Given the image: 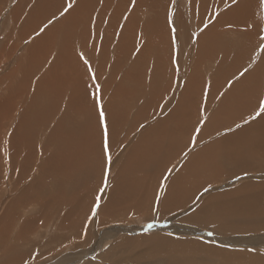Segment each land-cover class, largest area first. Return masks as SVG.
Wrapping results in <instances>:
<instances>
[{
  "label": "bare ground",
  "instance_id": "obj_1",
  "mask_svg": "<svg viewBox=\"0 0 264 264\" xmlns=\"http://www.w3.org/2000/svg\"><path fill=\"white\" fill-rule=\"evenodd\" d=\"M7 1L0 0V3L4 2L5 4ZM23 1L18 2L10 15L14 21L22 19L26 13L22 6ZM142 1L109 0L110 17L101 15L93 19L88 9V6L96 4L92 0H75L73 9L64 16H60V12L69 0H49L51 14L43 15L46 9V5H44L42 11L34 13L33 18L36 23L29 21L26 25L28 34L32 36L49 20H56L45 29L43 34L32 38L29 49L25 46L20 51L23 54L20 55L21 57L12 72L13 75L16 74V77L5 88L0 89V138L3 130V141L1 142L0 139V152L6 150V155L8 151L9 154L13 152L14 158L16 156L13 164L11 162L6 164V168L10 170L9 174L5 170L3 171L4 166L0 168V186L2 181L3 183L6 181V192L1 191L3 186L0 190V197L3 195V201L6 200L4 203L2 201L0 206V212L3 211L0 216V251L3 250L5 254V258L1 259L2 264H27L29 258L36 253L33 250L39 247V244L44 243L35 242L31 246L32 249L28 247V244L31 243L29 234L32 232L30 230L35 229L38 218L42 222H46L43 226H46L47 229H49L47 227V220H49V223H55L53 229L61 230L62 233H55L47 241L55 244L59 239L63 240L67 234L75 232L77 230L76 218L82 212L86 213L88 209H92L98 201L103 202L100 207V218L107 217V221L117 219L118 214L123 218L130 214L150 211V208L154 207H150L152 200L157 197L160 188L158 173L161 169H165L164 166H161V159L170 161L181 151L178 156L180 157L190 146L196 127L185 115L186 102L182 100L172 109H170L171 104L168 106L171 101L167 102L175 81L171 56H169V61H165L163 64L158 59L154 70L151 73L147 72L146 57L153 53L159 55L162 52L144 41L143 50L134 59L135 41L138 36L144 33L145 22H148V25L157 31L168 29L171 1ZM252 1L239 0L234 6L229 3L231 8L226 15L223 18L220 17L207 29L204 35L202 34L198 38L199 49L196 55L195 72H198L201 62L211 63L207 60L214 59V56H209L215 51H221L224 56L231 52L227 46H221L220 49L215 50L216 47H212L210 40L212 36L215 37L214 33L217 34V29L219 30L221 26L223 29L228 24L232 27L231 23L237 25L233 26L235 29L248 28L244 34L249 38L250 45L246 42L249 45L247 49L238 47L235 49L232 59L233 66L225 76H233L236 71L251 62L255 57V49L259 45L254 44V39H257V34H259V32L257 33L258 27H251L253 23L257 22V17L247 12ZM26 2L35 4L36 0H26ZM253 2L259 5L258 0ZM186 3V8L182 7V9H186L190 13L185 16V13L181 12L179 19L181 24L187 28L186 30L191 31V34L198 33L199 28L203 25L202 21L205 20L204 16L207 12L205 5L200 6L199 16L201 17L197 18L192 14V11L195 10L190 8L191 4L187 1ZM103 16H106L105 24L99 22ZM196 18L195 25L197 26L195 27ZM232 18L244 22L240 23L237 20L238 22L234 23L236 21H231ZM36 25L38 31L32 34ZM112 27H114V35L118 28H122L119 33L120 38L128 40L127 47L116 44L111 48L114 53L110 67L113 80L116 79L121 65L129 63L132 65L126 72L121 85L101 88L102 101L111 97L108 104L106 101L103 102L110 128L113 129L114 141L111 143L110 153L115 156L112 149L116 146L119 138L125 135L121 139L123 142L126 141L122 154L127 156L126 161L120 165V169L114 175L109 192L104 194V192L100 193L99 189L104 186V168L107 165L106 157L101 155L98 106L91 96V92L95 89L88 76L83 71L77 70L79 66L77 51L85 44L88 46L93 43L97 46L105 42ZM105 29H107L106 33ZM93 30L97 34H102L103 39L93 38ZM4 33L2 32V34ZM15 37L19 38L18 35ZM224 37L223 34L220 39ZM11 41L7 42L8 49L11 48L9 56L17 45L24 43L11 45ZM13 53L15 54V51ZM258 63L255 69L249 71L245 76L246 86L251 88L254 93L248 94L249 103L262 89L261 76L264 73V59L260 58ZM9 76L11 77L10 74ZM7 77L6 75L0 79V87L6 83ZM141 80L154 83L155 88L146 89V85L142 84ZM132 82L135 83V86L129 88L127 85ZM191 87H195V85L191 84ZM31 89H33V93L28 104H25L26 109H22V113L17 112L20 104L18 98ZM183 97L185 98L184 95ZM163 99H166L165 102ZM166 102L167 106H165ZM239 104L240 99H233L231 108H236ZM219 105L220 103L216 104L217 109ZM161 110H164L167 115L163 114L160 118L154 119ZM229 117L230 115H227L226 111L218 112L215 115V121L208 129L223 131L220 135L223 140L217 143L212 140L214 142L198 151L197 156L190 153L189 164H185L183 167L179 165L182 168L170 180L166 189L164 188V200L159 214L165 215L176 211L178 214H184L186 211L192 210L186 213L177 224L176 229L180 235L168 236L166 233L164 235L156 233L149 236L150 233H148L138 238L127 237L118 244L117 248L129 245L131 250L137 243L149 250L140 253L141 255L136 258H131L133 261L127 262V264H139V260L150 256L162 257L165 262L161 261L159 264H264V250L254 247L264 240V235L241 237V234H252L264 230V181L260 178V181L246 182L243 180L246 183L235 188L236 181H231V178L240 174L258 173L263 169L259 163L264 161V117H258L248 126L227 133L228 129L226 131L223 129L230 128L224 126ZM239 119L240 117L236 118L235 122ZM235 122H232L231 125ZM134 132L135 134H133ZM201 133L198 137L200 141L210 137L206 132L201 131ZM131 135L133 136L129 138ZM185 141L186 144L183 145ZM226 144L230 146V162L232 159L236 161V167L231 171L221 161L225 159ZM25 145L28 146L25 147ZM23 149L24 151L27 149V152L30 151L27 161L32 159L33 171H30L27 176H20V174L17 176L18 171L12 170L11 167L17 169L15 168L16 163H19L23 158ZM38 150L41 151L40 157ZM221 151L222 157L219 159ZM1 155L0 153V159ZM36 161H41V166L39 164L40 167H35L34 170ZM117 164L116 161L111 165L107 177L110 173L113 175L116 172ZM5 173L6 176H4ZM30 174L35 175L28 180ZM222 182L228 184L224 185ZM213 183L219 186L208 189L205 192L206 197L199 194L202 189L205 190V187ZM15 193L18 196L13 198L12 195ZM36 193L40 196L36 202H33L31 195ZM97 196L100 197L98 201ZM29 201L34 203L29 205L32 209L27 205L22 206L30 204ZM186 206L188 210L182 211ZM30 212H39V216L31 215ZM72 214H74V218ZM102 221L106 222L105 219ZM74 224L75 226H70ZM154 225L157 224L154 223ZM200 228H208L213 232L209 237L210 241L190 235L191 233L199 234ZM13 229L16 231L13 232ZM64 230H68V233L63 232ZM42 231L43 229L38 235H42L44 233ZM83 231L85 233V227ZM202 232L204 231L202 230ZM59 251L55 248L52 252L55 254ZM109 254L103 255V259L107 258ZM42 255L43 251L41 250V253H37L35 256L40 259ZM88 264L96 263L88 262Z\"/></svg>",
  "mask_w": 264,
  "mask_h": 264
},
{
  "label": "rangeland",
  "instance_id": "obj_2",
  "mask_svg": "<svg viewBox=\"0 0 264 264\" xmlns=\"http://www.w3.org/2000/svg\"><path fill=\"white\" fill-rule=\"evenodd\" d=\"M19 1L20 0H8L5 4L4 2L0 3V10L2 12V13L0 12L1 14L0 15V53H1L0 54V79H3L6 75L8 76L5 80L6 83L2 85L0 89L5 88V86L8 83H11V80L16 77V74L13 75L12 72L14 71L16 67L15 65H17L18 60L21 57L20 55L23 54L20 51H22L25 48V46L27 49H29V47L31 46L30 44H31L32 38H34L36 35L39 36L45 32V30L43 32H41L40 30L38 31V27L36 25V28L34 29L32 34L35 33L36 31L38 32L32 36L28 34V31L26 28V25L28 24V22L31 21V22L36 23V20L33 18L34 13H36L37 11H42L44 8V5H46V9L43 15L49 16L51 14L49 0H36L35 4H32V3L28 4L26 0H24L22 3V6L25 9L26 13H24L23 18L21 17L22 19H19L18 21H14L13 17L10 15L12 11L15 10ZM92 1L95 2L96 4L94 6L93 5L88 6V9L90 10L91 17L93 19L101 15H107L108 17H110L111 10L109 9V6H110L109 0H92ZM170 1H171V6H170L171 10H170V16H169L170 24L168 25V29L166 28L165 30L157 31L154 28L150 27V25H148V22H145L146 29L144 30V33L138 36V39L135 41L136 49L134 52V59H136V57L143 50L144 41L150 43L153 47L159 49L162 52L159 55L153 53L149 55L148 57H146L145 65H146L147 72L151 73L154 70L155 64L158 59L161 61V64H163L165 61H169V56H171V64L173 65L174 72H175V75H174L175 81H174L173 90L171 91L170 96H169L170 98L167 101V102L171 101L169 102L168 106H170L171 104L170 109H172L175 107L176 104L177 105L178 103L180 104L182 100L186 102L187 106L185 108V111H186L185 115L189 119L190 123L194 127L199 126L201 128V131L206 132L208 135H210L212 139L208 137L200 141L198 140V137L200 134H202L201 131L198 134L194 131L195 134L193 135V137H195V144L193 145L191 143L187 151H185L182 156L178 157L181 154V151H179L176 157L170 161H168V159H161L162 164H165V165L161 164V166L162 167L164 166L165 169L164 170L161 169V171H159L158 173V176H160V179H159L160 181L158 179L157 181H159L160 188L158 190L157 197L154 200H152V204L150 205V207L152 206L154 207L150 208V211L148 212L144 211V212H139L135 214H130L123 218L119 217V214H118V218L114 220L109 219L107 221L106 219L107 217L103 218L106 221L104 222L102 221L103 219L100 218V207L102 206L103 202L98 201L93 205L94 209L92 207V209H88L86 213L85 211L82 212L78 216V218H76L75 224H76L77 230H75V232L72 231L71 232L72 234H67V236L64 238L65 240L59 239L57 242H55V244H52L47 241L50 240L51 237L55 233H62L61 230L53 229L55 228V223L54 222L49 223V220H47V227H49V229H47L46 226H43L46 222H42L38 218V221H36L37 223L35 224L36 230L35 229L30 230V232H32L29 234L31 243L28 244L29 245L28 247L29 249H32L31 246L35 242H44V243L39 244V247H42V246H45V247L44 248L42 247L41 249H39V247H36L35 248L36 250L35 249L33 250L36 253L33 254V257L31 256L29 258V261L27 262V264H61V263L62 264H88V262H95L96 264H127V262L129 263L133 261L131 258H136L138 255H141L140 253L149 251L148 249H145L144 247L139 246L137 243L135 244L133 249L131 248V250H130V247H128L129 245H126L125 247L117 248L118 244L122 242L124 239H126L127 237H133V238L137 237L138 238L141 235L148 234V233H150L149 236L156 234V233H160L163 235L164 233H166L168 236L180 235L179 231L177 232V229H176L178 226L177 224L180 220L184 218V215L186 213H188L189 211L191 212L192 210L186 211L188 210V207L186 206L182 210V211H186L184 214H178L177 211L173 213L169 212V213H166L165 215H163V213L159 214V210L162 208V205H163V200H164L163 195H164V192L166 189L165 187L167 186V184L174 177V175H176L177 171L183 167V165L189 164V161L191 159L190 153H194L197 156V154L199 153L198 151L209 146L210 143L214 141L215 143H217L223 140V138L220 137L223 131H218L217 129H208L211 126V124L214 123L215 115L218 112L226 111V114L230 115L228 121L226 122V125H224L225 127L228 126L230 128L223 129L225 131L228 129L227 133L235 132L240 127L243 128L245 126H248L250 123L258 119L257 117L255 120H252L249 123H244V120L247 119L250 114H252L250 112H252L253 109L256 107L257 97L264 94V73L261 76L262 89H260L258 93L255 94V97L251 99L250 103L248 102L247 96L248 94L253 93V92L251 88L246 86L245 76L247 75V73L243 77L240 76V73L243 72L245 68H249V71L251 72V70L255 69V66L260 61V58L264 59V52H261L259 48V45L262 42H264V0H258L259 5L254 3L253 1L255 0H253L249 4V8L247 11L248 13H252L253 15L257 17V22L251 25V27H258L257 33L259 32V34H257V39H254L255 40L254 44L256 45L259 44L257 45L255 52H254L255 57H253V59L251 60L249 64L244 65L242 69H240L239 71H236L231 77H226L225 74L233 66L232 59H233L235 49L237 47L239 49H243V48L247 49V47H249L250 45V40H248L249 38H247V36L244 34V31H248V28H245L243 26L244 29H241L240 27H239L240 29L239 28L235 29L233 26H235L236 24L233 25V23H231L232 27L228 26L229 25L228 24V25H225L227 27H224L223 29H221L223 27L221 26L219 30L217 29L216 31L217 34L214 33L215 37L212 36L210 39L212 41V47H216L215 50L220 49L221 46H227L229 47L231 52L227 56H224V54L221 51L216 52L214 50L215 51L214 54H211V56H209V57L214 56V59L212 61L207 60L211 63L206 64V63L201 62L200 65L198 66V72H195L194 69L197 65L196 55L199 49L198 38L202 34L204 35L207 32V29H209L213 25V23H215L220 17L223 18L226 15L228 10L231 8L230 4L234 6L239 2V0H236V3H233V0H182V1L181 0H170ZM186 1L191 4L190 8H193L195 10V11H192V14H194L197 18L201 17L199 16L200 6L202 4L205 5V9L207 12L205 13V16H204L205 20L202 21L203 25L199 28L198 33L191 34L190 33L191 31L189 30L187 31L186 30L187 28L183 24H181V21L179 19V14L181 12H184L185 16L190 13V11L186 9H182V7L186 8V5H187ZM142 3L146 5L143 1ZM57 11L55 12L57 13ZM194 15H191V17H194ZM105 17L106 16H103L102 20H100L99 22H103L105 24ZM197 18H196V21L194 22L195 27L197 26L195 25V23H197ZM233 20L236 21L234 23H237L238 21L240 23L244 22L242 20L232 18L231 21ZM51 21H52L51 24L56 22V20L54 19H51ZM180 25H182L183 27H181ZM205 25H207V27H205ZM7 26L8 28H5ZM43 27L44 26H42L41 28ZM174 27L176 29L175 33H173L172 31ZM113 28L114 27L110 29V33L108 34L105 42H102L101 44L97 46L93 45V43L92 44L90 43L88 46L85 44L82 47H80L77 51V58H78V64H79L77 70L83 71L88 76L89 81L94 89H95L94 86L97 83L100 85L101 88H103L104 86H113L116 84L121 85L126 72L129 70V68L132 65V63L121 65L119 67L116 79L113 80L110 67L112 65L111 63L113 60L114 53L112 52L111 48L116 44H121L123 47H127L128 45L127 39L120 38L119 33L122 31V28H118L116 30L115 32L116 35H114ZM106 30L107 29L104 30L105 33H106ZM2 32H5V33L2 34ZM223 34L225 37L220 39V36ZM17 35L19 36V38L15 37ZM93 38H98L99 40H102L103 35L97 34L96 31L93 30ZM233 38H235L236 40ZM9 41L12 42L11 45H15L18 43L20 44L22 42L24 43L17 45L16 49L13 50V52L15 51V54L12 52L13 55L11 53L9 56L8 53H10L9 50L11 49V48L8 49L7 47V42ZM246 42L249 45L246 44ZM2 49H4V51H2ZM81 53H83V58H81V55H80ZM106 58H107V61H106ZM85 59L91 65V72L88 70V66L84 62ZM6 61L7 63H5ZM9 62L12 64H10ZM186 66H187V69H186ZM8 70H10L9 71L10 73L7 72ZM256 70H259V69H256ZM92 72L95 73V76H96L95 80L91 78ZM9 74L11 75V77L9 76ZM141 82L142 84L146 85V89L155 88L154 83L144 82L142 80ZM191 84H194L195 87H191ZM127 86L129 88H133L135 86V83L132 82ZM211 91L215 95H212ZM237 92H239V94H237ZM32 93H33V89H31L28 93L18 98V103L20 104L18 105L17 112L22 113L23 112L22 109L23 110L26 109L27 106L25 104H28L29 98L31 97ZM183 95L185 96V98L183 97ZM100 96H101V92H100ZM110 98H107L103 100L102 102L106 101L108 104ZM233 99H240V104L236 108H231L233 107L232 106ZM165 100L166 99H163V102H165ZM167 102L165 103V106H167L168 104ZM218 103H220V105H219V108L217 109L218 106H216V104ZM178 107H181V106H178ZM236 110H239L240 112H237ZM163 114L167 115V113L164 110H161L160 113H157L155 115L154 119L160 118L161 115ZM205 117L207 119L202 125H200L199 121L203 120ZM239 117L240 119L237 120V122H235V119ZM232 122H235V123L231 125ZM237 124L241 126L238 128L236 127ZM133 134H135V132ZM1 136L2 137L0 139L2 142L3 141V130L1 132ZM124 136L125 135H122L119 138L116 146L114 147V149H112V152L115 154V156L111 155L112 156L111 165L117 161L118 166L116 167V172L113 175H111L110 173L109 177H107L108 183H107V187L104 189L106 190L104 191V194H106L107 191L109 192V189L111 187V182L114 178V175L120 169L121 167L120 165H123L122 163L125 162L127 159V156L126 155L123 156L122 154L123 146L126 144V141L123 142L121 140L123 139L122 137ZM132 136L133 135H131L129 138H131ZM121 141L123 144L121 143ZM185 144H186V141L183 143V145ZM27 146L28 145H25V147ZM5 148L7 147L5 146ZM225 149H226L225 159H222L221 161H223L226 164L229 171L234 170L236 167V161L232 159L230 162V157H231L230 146L226 144ZM5 151L6 150H4V152L2 151L3 153L0 152L2 154L1 159H0V168L4 166L3 171L5 170V172L9 174L10 170L6 168V164H9V162L13 164L16 160V156L14 158L13 152H10L9 154L8 151L6 155ZM29 152H27V149H25V151L23 149L22 151L23 158H21V161H20L22 163L20 162L16 163L15 168L17 169H14V167H11L12 170L18 171L16 173L17 176L18 174H20V176L22 175L27 176L30 171H33L32 170L33 167H31L32 159L31 160L29 159L27 161V159L30 157ZM35 152L37 151L35 150ZM40 152L41 151L38 150L39 157H40ZM17 153H14V154L16 155ZM185 153H187V155H184ZM118 157H120V159H118ZM220 157H222V151L221 153H219V159ZM40 162L41 161L34 164L35 165L34 170L36 169L35 167L39 168L41 166ZM173 164L174 165L176 164L177 166L175 165L174 167ZM172 165L174 168L171 167ZM179 165H181L182 167ZM259 166H261V168L263 169L260 170L258 173L240 174L238 176L231 178V181L233 182L236 181V183L234 184V188L242 185L243 183L250 182L252 180L260 181L259 178L262 179V181H264V167H263L264 161L260 162ZM154 168L156 169L157 167H154ZM169 169L171 170L170 173L168 171ZM6 173L4 174V176H6ZM30 175L31 176L30 178H28V180H30L35 174L33 175L30 174ZM165 176L168 177L167 180L164 179ZM23 178H26V177H23ZM243 180L246 182H244ZM4 183L2 181V185L0 186V190L2 189L1 187L3 186V189L1 190L3 193L6 192V181ZM218 183H220V181H218ZM222 183L224 185L228 184L227 182L226 183L222 182ZM213 186L217 187L219 185L213 183L205 187V189L208 190L212 188ZM231 186L233 185L231 184ZM203 190L204 189H202L199 194L202 196L205 195L204 197H206L207 196L205 193L206 191L205 190L203 191ZM17 196H18L17 193L12 195L13 198ZM31 196H32L31 201L36 202L40 194L38 195L36 193L35 195H31ZM2 201H3V195L0 197V206L2 204ZM5 201H3V203ZM33 202L30 203L29 201L28 203L30 204H24L22 206L33 205L34 204ZM97 204L99 205L98 207H96ZM30 209L32 208L30 207ZM2 212H0V216L2 215ZM94 212L95 214H93ZM30 214L31 215L35 214L37 217L39 216V212H36V213L30 212ZM72 215L74 218V214ZM80 216H81V219H79ZM79 222H80V225H79ZM154 223H156L157 225H154ZM75 224L70 225V226H75ZM149 225H152L153 227L149 228L148 227ZM84 227H85V233L83 231ZM41 229H43L42 232L44 233L46 232V233L45 234L43 233L42 235H38ZM152 229H154V231H152ZM200 229H201V232L199 234H196V233L195 234L187 233V234H190L192 236H198L203 240L210 241L211 238L209 237L212 236L213 232H211V230L208 228H200ZM202 230L204 232H202ZM15 231L16 230L13 229V232ZM63 232L68 233V230H64ZM258 232H254L252 234H249V233L241 234V237L245 235H247L245 237H250V235H264V230L260 231L261 233L260 232L258 233ZM263 242L264 240L261 241V243L264 245ZM261 243L258 244L257 246L254 245V247H259L262 250H264V246ZM47 246H50V247H47ZM55 248L57 249V251H59L60 249V251L54 254L52 251ZM41 250L43 251L42 258L37 259L35 255H37V253L40 254ZM19 252H20V249H19ZM107 253H110V254L108 255L107 258L103 259V255ZM4 258H5V254H4V251L2 250V252L0 251V264H2L1 259H4ZM161 261H164L162 257L150 256L148 258H143L139 260V264H159Z\"/></svg>",
  "mask_w": 264,
  "mask_h": 264
},
{
  "label": "snow or ice",
  "instance_id": "obj_3",
  "mask_svg": "<svg viewBox=\"0 0 264 264\" xmlns=\"http://www.w3.org/2000/svg\"><path fill=\"white\" fill-rule=\"evenodd\" d=\"M233 3H236V0H233ZM74 5H75V0H69L66 6L63 7V10L60 12V16H64L65 14L69 13V11L73 9ZM51 23L52 21L49 20L48 24H45L44 27L40 29V31L43 32ZM205 27H207V25H205ZM172 31L173 33H175L176 31L175 27L172 29ZM259 48L261 52H264V42H262L259 45ZM80 55H81V58H83V53H81ZM84 62L88 66V70L91 72V65L89 64V62L86 59ZM248 72H249V68H245L244 71L240 73V76L243 77ZM91 78L93 80L96 79L94 72H92ZM94 87H95V91L91 92V96L94 99L96 105L98 106V124L101 129V155L102 157H106V165H107L104 168V171H105V177L103 181L104 186L99 189L100 193H103L104 189L107 187V173L110 172L111 170L110 166L112 163V156L110 153V146H111V143L114 141V137H113V129L110 128L108 114L105 111L104 104L100 96L101 87L98 83L95 84ZM257 117H264V94L257 97L256 107L253 109L252 114H250L248 118L244 120V123H249L250 121L255 120ZM206 119L207 118L205 117L203 120H200L199 124L202 125ZM240 126L241 125L239 124L236 125V127L238 128ZM194 131L198 134L201 131V128L198 126L194 129ZM190 142L194 145L195 137H193ZM185 155H187V153H185ZM168 171L169 173L171 172L170 169ZM164 179L167 180L168 177L165 176ZM205 191H207V189H205ZM96 199L98 201L100 197L97 196ZM98 206L99 205L97 204L96 207ZM93 214H95V212ZM148 227L151 228L152 225H149Z\"/></svg>",
  "mask_w": 264,
  "mask_h": 264
},
{
  "label": "crops",
  "instance_id": "obj_4",
  "mask_svg": "<svg viewBox=\"0 0 264 264\" xmlns=\"http://www.w3.org/2000/svg\"><path fill=\"white\" fill-rule=\"evenodd\" d=\"M211 94H212V95H215L214 93H212V91H211ZM211 97H212V96H211Z\"/></svg>",
  "mask_w": 264,
  "mask_h": 264
}]
</instances>
